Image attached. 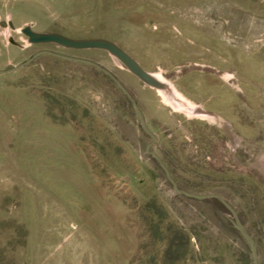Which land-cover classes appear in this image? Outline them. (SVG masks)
Returning a JSON list of instances; mask_svg holds the SVG:
<instances>
[{"label":"rangeland","instance_id":"374dc122","mask_svg":"<svg viewBox=\"0 0 264 264\" xmlns=\"http://www.w3.org/2000/svg\"><path fill=\"white\" fill-rule=\"evenodd\" d=\"M0 22V70L47 51L111 72L179 188L223 197L264 264V0H0ZM27 26L110 41L166 89L105 51L30 45ZM150 142L91 65L42 54L0 74V264H252L225 209L176 194Z\"/></svg>","mask_w":264,"mask_h":264},{"label":"water","instance_id":"95a60500","mask_svg":"<svg viewBox=\"0 0 264 264\" xmlns=\"http://www.w3.org/2000/svg\"><path fill=\"white\" fill-rule=\"evenodd\" d=\"M0 27L5 28L9 27L11 30H14V26L11 22H0ZM21 33L27 38V42L30 45H38V44H55L57 46L66 48V49H73V50H101L107 52L109 55L117 59L132 75H134L137 79H139L144 85H147L152 88L161 89L162 85L159 83L153 76H151L149 73L145 72L138 64L135 62L127 53H125L121 48H119L114 43L102 40V39H92V40H76V39H70L63 35L57 34V33H37L34 32L31 27L27 26L21 29ZM9 42L12 45H17L12 39L9 40ZM42 54H51L69 61H74L78 63H84L91 65L98 70H100L102 73H104L106 76H108L113 83L120 89V91L125 95V97L128 99L130 104L132 105L139 121L140 126L143 132L151 138V142L147 145L145 152L151 157V159L154 161L156 166L161 170L163 173L165 180L168 182V184L172 187L174 192L178 195L184 196L186 198L196 200V201H216L219 203L225 211L229 214V216L232 218L233 226L235 230L237 231L238 235L242 239V241L246 244V246L249 249L252 264H259L258 263V254H257V248L255 241L250 236V234L247 232L245 226L241 222L237 212L234 210V208L220 195L217 194H208V195H198L194 194L188 191H184L179 188L175 180L172 178L168 168L163 163V161L159 158L158 155H156L151 149L153 144L156 142L157 137L148 129L147 123L145 120V117L141 110L139 109L135 99L130 94V92L120 83V81L109 71L102 68L98 64L84 60V59H77V58H71L67 56H62L54 53H50L47 51H41L34 56H32L28 61L17 65L14 68H10L7 70H0V74H5L9 72H13L24 65L30 63L33 61L36 57Z\"/></svg>","mask_w":264,"mask_h":264},{"label":"bare ground","instance_id":"6f19581e","mask_svg":"<svg viewBox=\"0 0 264 264\" xmlns=\"http://www.w3.org/2000/svg\"><path fill=\"white\" fill-rule=\"evenodd\" d=\"M166 89V88H165ZM164 89V87L163 88H161V91H164L165 90ZM169 92V91H168ZM162 94V96H163V98L166 100V101H169L170 102V104L172 103V105H174V106H176L175 105V102L172 100L171 101V97H170V94L169 93H164V92H162L161 93ZM161 96V95H160ZM174 103V104H173ZM183 111H185V112H188V113H191V110L189 109H183Z\"/></svg>","mask_w":264,"mask_h":264},{"label":"trees","instance_id":"16d2710c","mask_svg":"<svg viewBox=\"0 0 264 264\" xmlns=\"http://www.w3.org/2000/svg\"><path fill=\"white\" fill-rule=\"evenodd\" d=\"M166 167H167V166H166ZM169 172H170V171H169ZM170 174H171V173H170ZM149 205H152V204L150 203ZM149 205H148V206H149ZM152 206H153V205H152ZM155 210H157V209H155ZM157 214H158V210H157ZM166 254H167V255H166V257H167V256H168V251L166 252ZM167 258H168V257H167Z\"/></svg>","mask_w":264,"mask_h":264}]
</instances>
